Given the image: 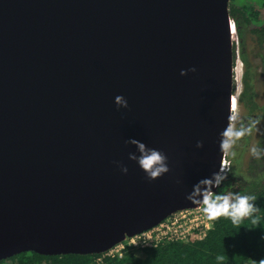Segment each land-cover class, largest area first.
I'll return each mask as SVG.
<instances>
[{
  "label": "water",
  "instance_id": "95a60500",
  "mask_svg": "<svg viewBox=\"0 0 264 264\" xmlns=\"http://www.w3.org/2000/svg\"><path fill=\"white\" fill-rule=\"evenodd\" d=\"M229 3L0 0V261L107 253L201 207L232 125ZM133 138L165 175L129 159Z\"/></svg>",
  "mask_w": 264,
  "mask_h": 264
},
{
  "label": "trees",
  "instance_id": "16d2710c",
  "mask_svg": "<svg viewBox=\"0 0 264 264\" xmlns=\"http://www.w3.org/2000/svg\"><path fill=\"white\" fill-rule=\"evenodd\" d=\"M229 11L238 36L242 37L248 30L264 44V0L241 6L231 2ZM238 165L239 161L234 167ZM229 178L218 192L255 197L250 201L254 211L239 224L224 216L210 220L211 228L203 239L194 235L174 242L163 240L153 247L128 246L121 257L104 253L44 256L25 252L0 264H261L264 261V152L260 151L254 160L248 179Z\"/></svg>",
  "mask_w": 264,
  "mask_h": 264
},
{
  "label": "clouds",
  "instance_id": "9594fccd",
  "mask_svg": "<svg viewBox=\"0 0 264 264\" xmlns=\"http://www.w3.org/2000/svg\"><path fill=\"white\" fill-rule=\"evenodd\" d=\"M115 104L118 109H127L129 107L127 100L123 96L115 97ZM231 119L235 120V114H232ZM256 121L252 122L255 126ZM251 132V128L241 127L236 129L228 127L222 133L223 139L221 141V149L227 153L231 149L233 143L245 136L246 133ZM129 143L135 145L139 156L129 155V159L135 161L140 169L146 174L149 181H154L159 177L165 175L168 171L167 157L161 151L147 146L137 139H130ZM200 146V145H198ZM253 155H259L257 150L252 149ZM121 171L127 174V167L121 166ZM224 179L223 176L217 174L215 176V185L212 180H202L198 184L193 185L192 193L187 197L192 203L202 206V210L208 220H216L221 216L231 219L233 224H239L245 217H248L254 211V205L250 202L255 199L253 196L247 195H233L213 193L211 188L219 186L220 182ZM201 185L206 186L202 188ZM199 197V199H197ZM264 264V261L261 262Z\"/></svg>",
  "mask_w": 264,
  "mask_h": 264
},
{
  "label": "flooded vegetation",
  "instance_id": "af4514ba",
  "mask_svg": "<svg viewBox=\"0 0 264 264\" xmlns=\"http://www.w3.org/2000/svg\"><path fill=\"white\" fill-rule=\"evenodd\" d=\"M247 34L254 38L256 46H258L260 49L264 48V44H261L252 32H245L242 37L239 36L240 39H242L244 47L247 39ZM234 47V56L236 57V49H234ZM241 63L242 92L239 95L238 104L242 108V115L240 116V123L236 126V129H239L241 127H244L246 129L251 128V132L246 133L245 136L241 137L233 143L232 150L229 153L231 159L227 157V159H230L228 169L234 167V164L237 162V160H239V152L236 149L237 145L242 146V144H244V148H249V151L251 150V153L248 156V167H251L254 164V160L256 159V157H258V155H253L252 149L255 148L258 153H260V151L264 152V118L261 117L264 114V65L263 67L261 66L260 68H257L248 55L246 57L245 55L243 57L241 56ZM259 84H261L260 92L256 87ZM253 121H256L255 128H253L252 126ZM259 127L260 131L255 142L253 143V146H249V141L251 140V137L254 136V131L259 130ZM247 154L248 150L247 152H244L242 154V159L246 158Z\"/></svg>",
  "mask_w": 264,
  "mask_h": 264
},
{
  "label": "built area",
  "instance_id": "2783aa9c",
  "mask_svg": "<svg viewBox=\"0 0 264 264\" xmlns=\"http://www.w3.org/2000/svg\"><path fill=\"white\" fill-rule=\"evenodd\" d=\"M210 228L211 222L205 216L202 206L197 209L177 211L152 230L127 238L104 254L121 257L128 246L135 248L153 247L163 240L174 242L194 235L203 239Z\"/></svg>",
  "mask_w": 264,
  "mask_h": 264
},
{
  "label": "rangeland",
  "instance_id": "374dc122",
  "mask_svg": "<svg viewBox=\"0 0 264 264\" xmlns=\"http://www.w3.org/2000/svg\"><path fill=\"white\" fill-rule=\"evenodd\" d=\"M251 1H253V0H231L230 3L232 2V4H236L238 6H241L243 4H251ZM245 32L247 33L249 31L245 30ZM233 42H234V46H235L234 49H236V57L234 56V60H235V63H234V80H233V82H234V84H233L234 104H233L232 114H235L236 119L235 120L232 119L231 127L236 128V126L240 123V116L242 115V108L238 104V98H239L240 93L242 92L241 56L243 57L245 55V57H246L248 55L249 58L253 61V63L256 65L257 68L258 67L260 68L261 66L263 67V65H264V48L260 49L258 46H256L254 38L248 34H247L245 47L243 46L244 44L242 42V39H240V37L238 36V34H236V32L233 35ZM256 87H257V90L260 92L261 91V84H259ZM255 127L256 126H254L253 128H255ZM259 131H260V127H259V130L254 131V136L251 137V140L249 141V146L250 145L253 146V143L255 142ZM232 147H233V145H232ZM232 147L227 152L225 165H223V169L221 170L222 171L221 176H223L224 179L220 182L218 191L221 189L224 182L227 179H230L229 177H235V178L238 177V178H241L243 180H246L249 178V171H250L251 167H248V162H249L248 156L250 155L251 150L249 151V148L248 149L244 148V144H242V146L237 145L236 149L239 152V156H238L239 160H237V162L239 161L238 168L231 166L232 168L228 169L229 160L231 159L229 156V153L232 150ZM247 150H248V154H247L246 158L242 159V154L244 152H247ZM227 157L230 159H227Z\"/></svg>",
  "mask_w": 264,
  "mask_h": 264
},
{
  "label": "bare ground",
  "instance_id": "6f19581e",
  "mask_svg": "<svg viewBox=\"0 0 264 264\" xmlns=\"http://www.w3.org/2000/svg\"><path fill=\"white\" fill-rule=\"evenodd\" d=\"M231 30H232V33H231V35H232V40H233V35L235 34V32H234V28H233V26L231 25ZM233 104H234V97L232 98V103H231V112H232V109H233ZM231 121H232V119H231ZM223 169V167L221 168V170ZM159 225V224H158ZM157 225V226H158ZM156 226V227H157ZM155 228V227H154ZM153 229V228H152ZM152 229H150V230H152Z\"/></svg>",
  "mask_w": 264,
  "mask_h": 264
}]
</instances>
